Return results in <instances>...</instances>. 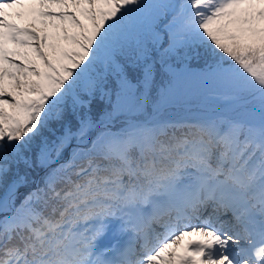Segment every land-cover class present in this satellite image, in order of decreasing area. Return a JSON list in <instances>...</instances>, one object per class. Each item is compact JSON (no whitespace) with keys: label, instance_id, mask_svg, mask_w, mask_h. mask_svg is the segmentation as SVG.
I'll use <instances>...</instances> for the list:
<instances>
[{"label":"snow or ice","instance_id":"obj_1","mask_svg":"<svg viewBox=\"0 0 264 264\" xmlns=\"http://www.w3.org/2000/svg\"><path fill=\"white\" fill-rule=\"evenodd\" d=\"M0 264H264V0H0Z\"/></svg>","mask_w":264,"mask_h":264},{"label":"trees","instance_id":"obj_2","mask_svg":"<svg viewBox=\"0 0 264 264\" xmlns=\"http://www.w3.org/2000/svg\"><path fill=\"white\" fill-rule=\"evenodd\" d=\"M191 65H192V69L194 72H199L200 71V68L197 67L198 64L202 63V61H197L195 59H193L191 62ZM24 192V189H21V193L23 194Z\"/></svg>","mask_w":264,"mask_h":264}]
</instances>
